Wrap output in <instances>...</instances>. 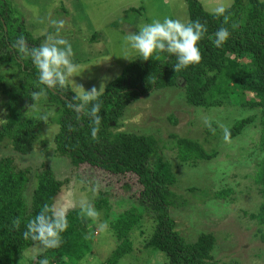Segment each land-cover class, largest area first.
<instances>
[{
    "label": "trees",
    "instance_id": "1",
    "mask_svg": "<svg viewBox=\"0 0 264 264\" xmlns=\"http://www.w3.org/2000/svg\"><path fill=\"white\" fill-rule=\"evenodd\" d=\"M185 3L188 22L199 20L207 28L198 42L200 63L175 72L174 57L146 61L137 58L129 62L99 97L101 123L97 136L92 138V122L86 113L77 114L71 107L76 101L69 87L33 96L42 87L37 84V70L29 58L20 59L14 44L20 36L30 47L40 44L22 28V19L16 17L17 11L10 8L9 1L0 0V105L6 112L5 123L0 126V146L7 141L12 151L0 157V264H17L14 257L32 246L22 236L27 221L45 205L54 211L58 195L69 185V179H57L44 165L33 170L17 164L18 157L31 154L40 130L48 122L58 126L53 137L54 152L66 158L76 179L95 193L93 207L120 208L121 214L116 216L112 227L119 245L108 264H118L131 253L129 235L140 225L143 216L153 223L145 248L164 255L162 264H219L211 254L215 246L213 235L201 234L195 242L188 243L174 230L169 211L185 207L187 201L172 191L176 177L170 164L158 156V140L152 135L119 131L130 104L150 92L180 89L185 103L194 108L226 106L247 110L246 117L227 129V138H235L251 124L258 123V147L264 151V1L234 0L226 9L227 19L207 13L198 0H185ZM112 25L117 27L118 23ZM221 26L229 30L230 36L222 47L216 48L211 39ZM96 39L97 34L92 35L91 41ZM2 68L16 72L11 80L4 78ZM48 112L53 115L47 116ZM213 130H216L214 125H208L209 135ZM172 138L180 164L196 166L217 156L215 148L207 150L197 139L176 135ZM83 165L90 167L91 178H80L78 169ZM127 176L132 184H125ZM253 181L261 202L256 213L245 215L256 223V236L264 244V158L256 166ZM121 183L130 190L129 194L118 193L116 186ZM187 191L201 203L222 200L230 193L202 191L205 199L201 200L195 188ZM65 215L68 228L62 233L61 246L43 253L49 264H79L91 252L94 234L91 218L85 217L80 209L69 210ZM17 217L21 224L14 229L12 221ZM27 264H38V258Z\"/></svg>",
    "mask_w": 264,
    "mask_h": 264
},
{
    "label": "rangeland",
    "instance_id": "2",
    "mask_svg": "<svg viewBox=\"0 0 264 264\" xmlns=\"http://www.w3.org/2000/svg\"><path fill=\"white\" fill-rule=\"evenodd\" d=\"M8 1L10 8L17 11L16 17L22 19V28L39 44L49 35L56 34L51 23L53 20L64 21V27L58 35L72 44L73 60L80 66L77 73L80 75L72 79L85 90L95 87L99 91L101 84L106 87L125 65L137 59L134 54L125 56L123 52V37L126 34L138 31L142 24L150 23L154 18L167 16L188 22L185 0ZM198 1L207 13H213L221 5L229 8L234 0ZM132 9L137 11L129 12ZM114 23H118L117 27L112 25ZM94 34H97V39L92 42ZM20 59L27 57L20 53ZM2 72L7 81L16 73L6 68H2ZM68 87L75 94L74 88ZM29 115H33V110ZM52 115L51 112L47 113V116ZM247 115L248 111L240 108L224 106L206 110L188 106L182 90L169 88L150 92L130 104L120 121L119 131L152 135L158 140V156L170 164L176 177L172 191L187 201L185 207L169 211L174 230L188 243L195 242L201 234L213 235L215 246L211 254L219 264H264V244L256 236V223L247 216L256 213L261 202L258 187L253 181L256 166L264 158V151L258 147L260 127L258 123L251 124L235 138L224 136L225 129ZM5 117L6 112L0 105V126L5 123ZM210 124L216 128L211 135L207 131ZM57 130L55 124L48 122L44 125L31 154L18 157L17 164L20 168L29 167L33 170L44 165L52 170L57 179H69V185L58 195L54 206V211L63 210L66 214L69 210L80 209L84 201L92 205L95 193L88 187L85 189L76 179L69 161L54 152L53 137ZM173 135L197 139L207 150L209 147L215 148L217 156L210 161L199 162L196 166L180 164ZM10 153V145L4 141L0 146V157ZM89 168L83 165L78 169L80 178L84 180L92 177ZM125 184H132L130 176H127ZM123 185L116 186L118 193L129 194L130 190L124 189ZM189 188H195L197 198L201 200L205 199L202 191L217 193L227 190L230 193L222 200L201 203L190 196L187 191ZM122 201L126 202V198L122 197ZM96 211L98 216L91 218V228L94 230L91 252L79 264H108L107 260L119 245L112 227L121 212L120 208L104 207ZM152 232L151 219L143 216L140 225L129 235L133 247L131 253L118 264H162L164 255L145 248ZM31 249L32 246L15 256L14 261L27 264L31 260Z\"/></svg>",
    "mask_w": 264,
    "mask_h": 264
},
{
    "label": "clouds",
    "instance_id": "3",
    "mask_svg": "<svg viewBox=\"0 0 264 264\" xmlns=\"http://www.w3.org/2000/svg\"><path fill=\"white\" fill-rule=\"evenodd\" d=\"M226 11V7L221 5L214 9L213 15L227 19ZM51 23L56 34L49 35L38 47H30L23 36L16 39L14 47L29 58L37 70V84L42 87L39 92L33 93V96L39 97L48 90L72 86L75 90L73 99L76 103L71 107L77 114L86 113L92 122L90 135L95 138L101 123L99 97L105 85L101 84L99 91L95 87L85 90L82 85L73 81L72 77L80 75H77L80 66L73 60L72 44L58 35L64 27V21L53 20ZM206 32V26L199 20L185 23L167 16L162 19L154 18L150 23L142 24L138 31L128 33L123 37L125 42L123 52L125 56L134 54L144 61L150 58L167 60L169 57H174L173 68L175 72H179L200 63L201 52L198 42L204 38ZM229 36V30L221 26L214 33L211 43L214 47L220 48ZM224 135L227 138V129ZM80 210L87 218L98 216L96 209L86 201L80 204ZM20 224L19 217L13 219L14 229H18ZM67 228L68 221L65 212L63 210L52 211L50 206L45 205L32 219L27 221L22 233L25 240L32 242L30 259L38 258V264H49L43 253L61 246L62 233Z\"/></svg>",
    "mask_w": 264,
    "mask_h": 264
}]
</instances>
